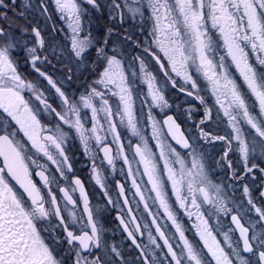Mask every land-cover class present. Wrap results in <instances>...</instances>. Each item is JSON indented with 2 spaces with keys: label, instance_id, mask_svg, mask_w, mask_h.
<instances>
[{
  "label": "snow or ice",
  "instance_id": "obj_1",
  "mask_svg": "<svg viewBox=\"0 0 264 264\" xmlns=\"http://www.w3.org/2000/svg\"><path fill=\"white\" fill-rule=\"evenodd\" d=\"M51 2L64 27L49 0H0V264H264V191L244 183L264 176V0ZM191 101L203 115L182 128ZM77 142L103 208L74 169ZM110 208L132 261L105 239Z\"/></svg>",
  "mask_w": 264,
  "mask_h": 264
},
{
  "label": "flooded vegetation",
  "instance_id": "obj_2",
  "mask_svg": "<svg viewBox=\"0 0 264 264\" xmlns=\"http://www.w3.org/2000/svg\"><path fill=\"white\" fill-rule=\"evenodd\" d=\"M48 7H49V12L52 15V21L49 22V24L55 23L58 27H64L63 22L59 19V16L55 12V7H54V4L51 2V0H49ZM83 7L89 8L90 6L87 4H83ZM15 11H16V9H15ZM8 15H9V17L16 19L15 16H13V12H11V11L8 12ZM27 19L29 21H31L32 24H38V26L41 27L42 34L45 35L46 40H47L49 34L55 35L57 37V39L61 38V34L53 32V30L51 29L50 26L46 28L44 18L38 17L37 14L28 13ZM18 23H19V21H18ZM105 23H107L106 19L105 20H99L98 22H96V28L101 30V34H102V27ZM124 27H126V28L131 27V23L125 24ZM27 38L32 39V37H30V36ZM53 65H55V67L58 69L62 67L61 65L56 64L55 61H53ZM47 70L51 72L52 68H49ZM21 71L24 72L25 74H27L28 79H30L34 82L37 81V74L30 67H24L21 69ZM233 72H235L234 69H233ZM235 73L237 75V78H239V73L238 72H235ZM41 82H42V80H41ZM173 94L176 95L175 96V98L177 99L176 103H182L184 108H187L189 106L188 101H185V97L183 95H178L174 91H173ZM201 94L206 96L208 104H209V106H211L213 104L212 98L207 93L202 92ZM24 95L27 98L30 96V93L27 90H25ZM189 100H191V98H189ZM191 103L194 104L195 107L197 109H199V111L193 113L192 121H189L187 124H185L183 119H181L180 123H182V125L184 127H188V128H194V122L199 121V119H201L202 115H203V106H201L198 101H191ZM200 106H201V108H200ZM156 111H157V115L159 116V111L158 110H156ZM65 127L67 128V126H65ZM213 134L223 135L224 134L223 128L221 127L217 131H214ZM132 140H133V143L138 142L135 137H132ZM150 143L154 145V141H150ZM207 149H208L209 154L216 156L217 159L219 158V152L221 149L220 144L208 145ZM69 155L74 157L73 166H74V169L76 170V174L79 175L81 179L85 180V186L89 190L90 197L93 198V203L98 204L101 208H103L104 198H101V200L97 199L95 194L99 193L100 191L98 188L94 187L88 181L89 161H88L87 157H85L83 155L81 149L78 146V142H77V146L74 149H72L71 151H69ZM121 166H122V162H118L117 163V169H119ZM213 171H216V169L214 168ZM217 171H219V173L216 174V180L223 179V176H224L223 172L220 171L219 169ZM34 179H36L38 184L40 183L38 177L34 176ZM113 180H120L121 182H123L122 176L119 175L118 173L114 174L108 182L109 185L114 188ZM129 195H131V193H129ZM118 211H119L118 208H110V210L105 212L102 216V220H103L105 229L107 230L106 234H105V239L107 240V243L110 245L111 244H117L118 238H119V241H121L123 239L125 241L123 246H124L125 253L127 254L126 255L127 259L129 261H132L136 258L137 253H136L134 247L131 245L130 241H128L126 239V233L123 232L122 226L119 225V222L116 219ZM185 224L190 227L191 222L188 221L187 218H185ZM188 234H189L190 239H192L195 236L194 232H189ZM196 239L198 240V237H196ZM128 252H130L131 254Z\"/></svg>",
  "mask_w": 264,
  "mask_h": 264
},
{
  "label": "rangeland",
  "instance_id": "obj_3",
  "mask_svg": "<svg viewBox=\"0 0 264 264\" xmlns=\"http://www.w3.org/2000/svg\"><path fill=\"white\" fill-rule=\"evenodd\" d=\"M21 2L22 0H18V3H17V7H16V11L17 12H21L23 11V8L20 6L21 5ZM38 16V15H37ZM40 17V16H38ZM19 23L21 24H24L25 23V19L23 17H15ZM41 18V17H40ZM234 75L237 77L236 73L233 72ZM199 82V81H198ZM85 83V81L83 79L81 80H78V81H75L72 85H71V90L73 92L76 93V95L78 96L82 91H83V87L82 85ZM166 95H169L171 97L170 99V102L171 103H176L177 99L175 98L176 95L173 94V92L171 93H167ZM201 108V106H200ZM160 115V114H159ZM159 117V116H158ZM67 130V128H66ZM214 156V155H213ZM216 157V156H214ZM232 159L234 160V165H235V160L236 158L235 157H232ZM260 167H264V163H261L259 160L255 161ZM218 169H216V171H214L215 175H214V179H216V174L219 173V171H217ZM244 183L248 184L249 188H253V196L254 197H258L259 196V192L260 191H264V189L260 188V185L262 183H264V176H262V174L259 172V171H255L254 170V173L252 175L251 178H246ZM255 185V187H253ZM230 195L233 196V198H238V197H242V188L239 187V185H237V190L235 191V193H229ZM97 199L98 200H101V198H103L101 195H100V192L95 194ZM231 206V205H229ZM117 235V234H116ZM124 243L125 241L122 239L121 241H119V238H118V242L116 245H118L121 249L124 250ZM130 253V252H128ZM126 254V253H125ZM131 254V253H130ZM127 255V254H126Z\"/></svg>",
  "mask_w": 264,
  "mask_h": 264
},
{
  "label": "bare ground",
  "instance_id": "obj_4",
  "mask_svg": "<svg viewBox=\"0 0 264 264\" xmlns=\"http://www.w3.org/2000/svg\"><path fill=\"white\" fill-rule=\"evenodd\" d=\"M181 126H182V128L184 127V126L182 125V123H181Z\"/></svg>",
  "mask_w": 264,
  "mask_h": 264
}]
</instances>
